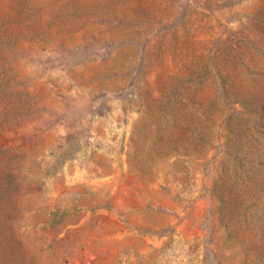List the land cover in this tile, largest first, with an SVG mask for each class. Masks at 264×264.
<instances>
[{
  "label": "rangeland",
  "instance_id": "rangeland-1",
  "mask_svg": "<svg viewBox=\"0 0 264 264\" xmlns=\"http://www.w3.org/2000/svg\"><path fill=\"white\" fill-rule=\"evenodd\" d=\"M0 264H264V0H0Z\"/></svg>",
  "mask_w": 264,
  "mask_h": 264
}]
</instances>
